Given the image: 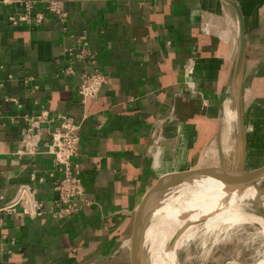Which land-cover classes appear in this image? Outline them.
I'll return each mask as SVG.
<instances>
[{"label": "crops", "instance_id": "crops-1", "mask_svg": "<svg viewBox=\"0 0 264 264\" xmlns=\"http://www.w3.org/2000/svg\"><path fill=\"white\" fill-rule=\"evenodd\" d=\"M233 1L247 38L239 73L240 22L227 0H62L64 19L38 27L13 25L17 6L0 3V264H132L136 213L160 179L237 169L240 98L244 171L261 160L264 0ZM91 62L106 78L96 100L77 91ZM44 111L46 130L26 142ZM63 116L81 126L88 204L57 220L46 131ZM25 184L46 203L40 218L1 210Z\"/></svg>", "mask_w": 264, "mask_h": 264}, {"label": "rangeland", "instance_id": "rangeland-1", "mask_svg": "<svg viewBox=\"0 0 264 264\" xmlns=\"http://www.w3.org/2000/svg\"><path fill=\"white\" fill-rule=\"evenodd\" d=\"M259 149H261V155L260 153H256V155L257 157L260 155L261 160H255L253 165H246L247 170L244 171L245 173L264 166V144ZM255 184L263 190H257L256 193H253L246 190L248 184L239 186L238 189H245L247 192L238 197L235 203L232 204L234 212L242 220H237L234 224L229 222L230 225L227 226L221 224L223 228L230 226L229 230L223 231L224 233L216 230L211 236L205 238V244L201 242V235L196 234V237L192 239L193 241L181 245L176 254L172 256L176 260L178 258L180 264H257L260 262L264 258V176L260 177ZM198 189V186L192 181L178 183L150 201L140 224L142 229L140 264H168L165 251L169 252L172 249L177 234L173 236L167 234L165 238L161 236V217L159 218L160 214H157V216L156 213H158V209L163 208L165 205L183 209V205L191 202V199L195 196V191ZM180 220L178 221L180 223L177 224L180 225L178 232L189 227L188 224L186 226L187 222L184 219ZM225 237H228V239Z\"/></svg>", "mask_w": 264, "mask_h": 264}, {"label": "built area", "instance_id": "built-area-1", "mask_svg": "<svg viewBox=\"0 0 264 264\" xmlns=\"http://www.w3.org/2000/svg\"><path fill=\"white\" fill-rule=\"evenodd\" d=\"M0 3L4 6H17V15L9 18L13 25L26 23L38 27L47 22L48 15L60 20H63L66 15L62 0H0ZM86 56L84 53V57ZM90 66L93 69L81 75L77 91L87 100H96L100 98L99 94L106 78L93 62ZM68 73H72V68L68 69ZM47 119V111L42 112L35 119L34 125L24 135L26 142L33 140L35 130L38 132L46 130L40 129L39 124ZM80 132V124L70 121L67 116L61 118L59 128L52 132L46 131L50 135V141L47 143L48 153L53 156L55 170L59 172V176L52 174L53 190L57 196L53 199L51 209L57 220L70 218L88 204L85 200L84 181L76 162L81 148ZM17 192V196L7 202L2 211L18 212L19 209L22 215L28 214L32 218L43 216L47 209L46 203L37 199V192L30 185L21 186Z\"/></svg>", "mask_w": 264, "mask_h": 264}, {"label": "bare ground", "instance_id": "bare-ground-1", "mask_svg": "<svg viewBox=\"0 0 264 264\" xmlns=\"http://www.w3.org/2000/svg\"><path fill=\"white\" fill-rule=\"evenodd\" d=\"M246 176L247 175L240 170L227 171L225 169L215 168L209 169L200 176H193L191 178L182 177L170 183L172 185L192 181L199 189L195 191V196L191 199V202L183 205V209L165 205L163 208L158 209V213H156V215L160 214L159 218L161 217L160 226L162 229L160 235L165 238L167 234H171V236L177 234V239L172 249L169 250V252L165 251V258L168 264H180L178 258L176 260L172 255L176 254V251H178L181 245L193 241L192 239L196 237V234L201 235V242L205 244V238L211 236L216 230L226 232L229 230L230 226L227 227L228 229L226 227L223 228V226L230 225L229 222L234 224L237 220H242L239 219V216L234 212L232 204L235 203L238 197H241L247 191H252L253 193L257 192V188L252 184H248L247 191H245V189H238L240 188L239 186L246 181ZM245 184L246 183L243 185ZM180 219H184L187 222L186 226L187 224L189 225V227L185 229L186 231L182 229L183 231L178 232L180 225L177 224L180 223L178 222L181 221ZM221 224H223V226ZM217 234L216 232V235ZM225 238L228 239V237ZM204 244L202 245L204 246ZM257 264H264V258Z\"/></svg>", "mask_w": 264, "mask_h": 264}, {"label": "water", "instance_id": "water-1", "mask_svg": "<svg viewBox=\"0 0 264 264\" xmlns=\"http://www.w3.org/2000/svg\"><path fill=\"white\" fill-rule=\"evenodd\" d=\"M229 1L232 6L235 8L236 12H237V16L240 22V46H239V52H238V64H237V72L239 73L242 69V66L244 64V59H245V50H246V43H247V38H246V34H245V21L243 19V14L237 4V2L233 1V0H227ZM239 131L241 134V154H240V162L239 165L237 167L236 170H240L241 172H243L246 176V181L243 182L247 184H252L253 186H255L257 188V190L262 191L263 189L259 186H256V181L264 176V166L256 169V170H252L249 173H245L244 172V162H245V158H246V131L244 128V112H242V100L241 98L239 99ZM218 167H209V168H193L191 170H187L184 172H179V173H172L169 175L164 176L162 179L159 180V182L152 188V190L146 195V197L144 198L143 202L140 204L139 209L136 213V218H135V222H134V233H133V237H132V241H131V245H132V264H140V241H141V234H142V229H141V220L144 217V213L146 211V209L148 208L147 206L149 205L150 201L154 199V197H156L158 194L166 191L167 189H169V187H171L174 184H170L172 183L174 180H177L179 178L182 177H193V176H200L202 174H204L206 171H208L209 169H215ZM219 169H225L223 166ZM226 170V169H225ZM243 184H241L240 186H244Z\"/></svg>", "mask_w": 264, "mask_h": 264}]
</instances>
